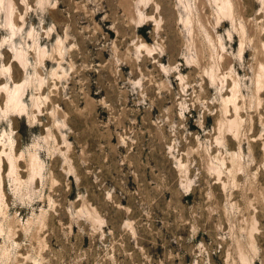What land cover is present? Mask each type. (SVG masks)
<instances>
[{
  "label": "rangeland",
  "instance_id": "374dc122",
  "mask_svg": "<svg viewBox=\"0 0 264 264\" xmlns=\"http://www.w3.org/2000/svg\"><path fill=\"white\" fill-rule=\"evenodd\" d=\"M229 1L0 2V264H264V0Z\"/></svg>",
  "mask_w": 264,
  "mask_h": 264
},
{
  "label": "bare ground",
  "instance_id": "6f19581e",
  "mask_svg": "<svg viewBox=\"0 0 264 264\" xmlns=\"http://www.w3.org/2000/svg\"><path fill=\"white\" fill-rule=\"evenodd\" d=\"M11 1V0H10ZM222 1V4H221V7H222V11L227 14V15H232V4L230 3L229 0H221ZM0 2H3V0H0ZM5 3V2H4ZM3 3V4H4ZM13 6V5H12ZM10 6H8V11L10 13ZM14 9V8H13ZM12 9V10H13ZM6 12V11H5ZM8 13V14H9ZM7 14V13H6ZM10 15V14H9ZM9 15H7L9 17ZM15 15V14H14ZM18 17V16H16ZM15 19V18H14ZM9 24H16V22L12 21L11 18H10V21H9ZM9 27V26H7ZM25 54V53H24ZM22 52H19L18 51V58L20 59L21 62H23L24 64H26V57ZM263 81H264V69H262V73L260 75V77L258 78V83L260 86H262L263 84ZM24 83H21V82H16L15 81V85L14 87H10V88H5L6 89V93H7V98H8V101H7V104H8V108L9 110H14V111H24L26 109V106L24 104V99L22 98L23 96V91H24ZM28 86V85H27ZM229 106V105H228ZM234 122V121H232ZM235 130V129H234ZM13 156V155H12ZM12 156L9 155L8 158L9 160L12 162ZM5 158H3L1 156V152H0V165L1 163L3 164ZM32 167L33 169H38L39 165H38V161H37V157L35 155H33L32 157ZM1 183V181H0ZM1 186V184H0ZM4 197V191L3 189L0 187V208H1V205L3 204L2 203V198Z\"/></svg>",
  "mask_w": 264,
  "mask_h": 264
}]
</instances>
